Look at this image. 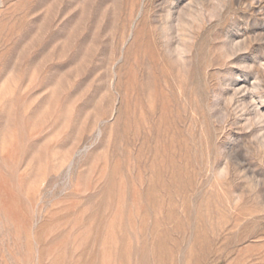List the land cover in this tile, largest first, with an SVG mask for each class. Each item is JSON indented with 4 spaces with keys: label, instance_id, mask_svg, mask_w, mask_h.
I'll return each instance as SVG.
<instances>
[{
    "label": "rangeland",
    "instance_id": "obj_1",
    "mask_svg": "<svg viewBox=\"0 0 264 264\" xmlns=\"http://www.w3.org/2000/svg\"><path fill=\"white\" fill-rule=\"evenodd\" d=\"M0 264H264V0H0Z\"/></svg>",
    "mask_w": 264,
    "mask_h": 264
}]
</instances>
